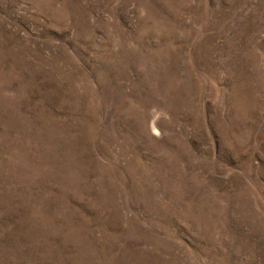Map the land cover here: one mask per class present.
Here are the masks:
<instances>
[{
    "label": "rangeland",
    "instance_id": "obj_1",
    "mask_svg": "<svg viewBox=\"0 0 264 264\" xmlns=\"http://www.w3.org/2000/svg\"><path fill=\"white\" fill-rule=\"evenodd\" d=\"M0 264H264V0H0Z\"/></svg>",
    "mask_w": 264,
    "mask_h": 264
}]
</instances>
